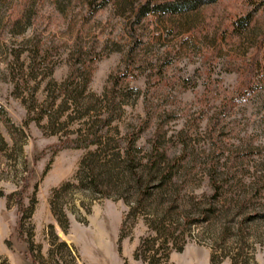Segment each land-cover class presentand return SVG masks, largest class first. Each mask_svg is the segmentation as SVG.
Returning a JSON list of instances; mask_svg holds the SVG:
<instances>
[{"label": "rangeland", "instance_id": "1", "mask_svg": "<svg viewBox=\"0 0 264 264\" xmlns=\"http://www.w3.org/2000/svg\"><path fill=\"white\" fill-rule=\"evenodd\" d=\"M163 1L177 0H152ZM200 1L132 30L145 0L99 9L101 0H0V264H143L134 257L140 244L152 253L165 239L160 264H264V0ZM107 107L116 117L101 151L55 150ZM88 157L105 161L112 177L100 178L99 192L65 196V234L49 198ZM150 158L180 166L130 211L132 180L119 184L114 173L129 164L140 172ZM25 176L19 228L15 200L5 196Z\"/></svg>", "mask_w": 264, "mask_h": 264}, {"label": "trees", "instance_id": "2", "mask_svg": "<svg viewBox=\"0 0 264 264\" xmlns=\"http://www.w3.org/2000/svg\"><path fill=\"white\" fill-rule=\"evenodd\" d=\"M109 0H101V3L97 5L96 9H99L105 5ZM201 3L200 0H177V1H163V2H152V0H145L141 5L138 6V8L135 11V20L134 24L132 25V30H134L135 24L139 23L140 20L144 17H147L149 15H154L158 19L162 17V14L170 13V14H177L181 13L186 10L194 9L195 6ZM137 40V39H136ZM127 72H124L121 77H126ZM116 82L112 84L110 96H109V105L115 104V100L117 97L115 86ZM116 110V107H107V110L105 111L104 116L102 119L95 120L92 122V125H90L85 133L83 135H80L76 138H65L64 140L60 141L57 145H55V150H61L63 148H88L91 145H97L98 150L101 151V144L103 143V135H104V128L109 125L110 121L116 117L114 115V112ZM8 124V127L10 130L14 131V126L11 123H8L9 121H5ZM4 144V141H2ZM128 147L124 150L125 156L131 158L130 153V143H133L132 137L128 138ZM97 154V150L94 151L92 154H90V157H95ZM121 154L120 150H115L111 152L112 156V164H117L119 155ZM91 159V158H90ZM88 158H85L82 160L81 168L78 170L76 176L74 177V181H68L65 183H62L58 187L54 188L52 190V193L49 198V205L51 213L57 222L60 229L63 231V233H68L70 223L68 218L69 208L66 207L64 198L66 195L70 194L72 190L76 189H86L88 192L94 193L99 192V186L106 185L105 182H103L100 178H110L111 173L109 170L102 169L101 166H105V161L102 163V165L98 164L99 162H93ZM108 162V161H107ZM126 162V160H125ZM180 163L178 161L167 163L166 165L162 166V163L160 161L156 160L155 158L149 159L142 167L140 172L134 171V167H132V164L125 165L120 171L116 168L118 166H114L116 168V172L114 173L118 180L116 182L122 183V177L128 178V180H132V186L130 188L135 189V200L132 205H129L130 211H133L136 209L145 199H149L152 197V195H155V192L159 188H162L163 184L167 185V183H170L171 180H173V176L176 170L174 168H179ZM165 167V169H163ZM97 169H101L103 171H99ZM163 169V170H162ZM97 170V172H96ZM84 171V173H83ZM75 182V183H74ZM110 182V181H109ZM109 182L108 185L109 186ZM125 183V182H123ZM215 185V182H212ZM127 186V185H126ZM29 188V180L28 177H22L21 178V185H18V188L15 192L10 193L6 195V199L9 201L12 199L16 205L18 212L20 213V218L18 220V227L21 228L22 225V219L24 216L26 217L28 215V208L23 203L24 194ZM0 196H4V194L0 191ZM126 203H128L127 200H125ZM131 203V202H130ZM206 215L205 213L200 214V218L194 219L191 221L190 219L184 217L185 225L192 224L194 221H200L205 220ZM52 227V226H51ZM172 232L170 235L172 236ZM52 236V242L59 241V246H61L68 254L71 253V249L66 244L65 241H61L59 237L55 233L50 234ZM175 239V238H174ZM172 239L175 243V240ZM29 244V250L31 251L32 245L30 239H27ZM143 242V241H142ZM141 242V243H142ZM168 244V239H165L163 244L161 245L162 250H166L165 246ZM160 248L154 249V251L149 253V251H142L141 250V244L140 248H138L135 252V259L141 260L143 264H160L165 261V258L168 256L167 251L164 255V257H161L158 252ZM168 249V248H167ZM175 250L181 251L182 247H176ZM49 254L52 253V249L49 248ZM142 252L141 255L139 253ZM5 261V260H4ZM3 261V262H4ZM235 264V263H233Z\"/></svg>", "mask_w": 264, "mask_h": 264}]
</instances>
